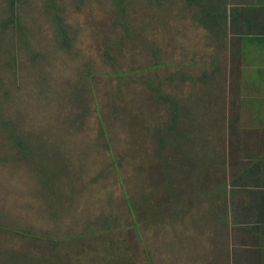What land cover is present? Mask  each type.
I'll list each match as a JSON object with an SVG mask.
<instances>
[{
    "label": "rangeland",
    "instance_id": "374dc122",
    "mask_svg": "<svg viewBox=\"0 0 264 264\" xmlns=\"http://www.w3.org/2000/svg\"><path fill=\"white\" fill-rule=\"evenodd\" d=\"M221 1L20 0L23 28L0 31V264H198L212 244L227 264Z\"/></svg>",
    "mask_w": 264,
    "mask_h": 264
},
{
    "label": "crops",
    "instance_id": "0c3cea01",
    "mask_svg": "<svg viewBox=\"0 0 264 264\" xmlns=\"http://www.w3.org/2000/svg\"><path fill=\"white\" fill-rule=\"evenodd\" d=\"M218 10L205 22L227 31L217 47L229 62L228 182L213 193L209 220L228 225L227 264H264V0H222ZM218 250L203 245L198 264H226Z\"/></svg>",
    "mask_w": 264,
    "mask_h": 264
},
{
    "label": "trees",
    "instance_id": "16d2710c",
    "mask_svg": "<svg viewBox=\"0 0 264 264\" xmlns=\"http://www.w3.org/2000/svg\"><path fill=\"white\" fill-rule=\"evenodd\" d=\"M117 1L121 4L120 10L123 11L124 9L123 0H117ZM6 2H7L6 4H7V9H8L9 14L5 17L0 18V31H6L7 29L11 27H19L20 29H22L23 24L21 22V17L18 14V6H19L20 0H6ZM49 2L51 3L53 7L57 8L55 0H49ZM219 4L221 5V2H219ZM124 14L125 12L121 13V15H124ZM223 15L224 13L222 12H218L217 14H215V12H213L211 9L209 11H207L206 9L204 13V16L209 19H213V18L216 19L217 17L223 16ZM214 30H215L214 32H215L216 37L220 39V42L222 44V42H224L226 38L227 31H225L221 27L219 29H214ZM68 40H69V36L67 34H64V44H68ZM10 137H13V139L16 140L17 144L20 147L25 146L26 148V145L24 144L22 139L18 138L16 135H13L12 133L10 134Z\"/></svg>",
    "mask_w": 264,
    "mask_h": 264
}]
</instances>
